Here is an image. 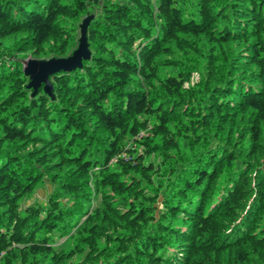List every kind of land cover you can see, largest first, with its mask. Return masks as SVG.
Segmentation results:
<instances>
[{"label":"trees","instance_id":"1","mask_svg":"<svg viewBox=\"0 0 264 264\" xmlns=\"http://www.w3.org/2000/svg\"><path fill=\"white\" fill-rule=\"evenodd\" d=\"M0 264H264V0H0Z\"/></svg>","mask_w":264,"mask_h":264},{"label":"water","instance_id":"2","mask_svg":"<svg viewBox=\"0 0 264 264\" xmlns=\"http://www.w3.org/2000/svg\"><path fill=\"white\" fill-rule=\"evenodd\" d=\"M94 15L86 16L80 24L78 47L67 57H52L48 59H27L24 61V71L30 77L28 88L33 89V95L44 85V91L53 96V85L50 77L59 72H72L83 68L84 61L91 58L88 42V28Z\"/></svg>","mask_w":264,"mask_h":264},{"label":"rangeland","instance_id":"3","mask_svg":"<svg viewBox=\"0 0 264 264\" xmlns=\"http://www.w3.org/2000/svg\"><path fill=\"white\" fill-rule=\"evenodd\" d=\"M27 59H39V58H35L34 56L30 55L27 57ZM51 190H52L51 185L49 184V182H46L45 185L38 187L32 198L26 200L27 204L32 203L34 200L44 201L47 195L49 194V192H51Z\"/></svg>","mask_w":264,"mask_h":264}]
</instances>
